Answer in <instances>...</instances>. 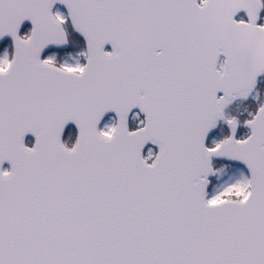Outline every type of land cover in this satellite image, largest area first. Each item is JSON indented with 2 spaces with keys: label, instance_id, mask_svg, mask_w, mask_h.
Masks as SVG:
<instances>
[{
  "label": "snow or ice",
  "instance_id": "1",
  "mask_svg": "<svg viewBox=\"0 0 264 264\" xmlns=\"http://www.w3.org/2000/svg\"><path fill=\"white\" fill-rule=\"evenodd\" d=\"M262 11L264 0H0V38L14 43L0 58V264H264V103L242 138L225 111L264 74ZM69 22L86 62L42 58L69 43ZM108 112L116 122L98 128ZM220 121L232 134L209 146ZM149 143L159 150L143 156ZM213 158L249 176L209 195Z\"/></svg>",
  "mask_w": 264,
  "mask_h": 264
},
{
  "label": "rangeland",
  "instance_id": "2",
  "mask_svg": "<svg viewBox=\"0 0 264 264\" xmlns=\"http://www.w3.org/2000/svg\"><path fill=\"white\" fill-rule=\"evenodd\" d=\"M56 12H60L61 14L64 15V13L61 10H56ZM263 20H264V17H263ZM80 52H82V50L76 51L73 54L63 55V56H61L59 58H58V56L56 54H52V55L56 56L57 63H63L65 61H68V62L79 61L80 63H83L84 62V57L79 55ZM5 53H7L8 56H9L8 48H4L2 50V52L0 53V58H2L5 55ZM49 55H51V54H49ZM255 99H256V97L254 98V100ZM244 113L247 114V112H243V114ZM249 117L250 116L247 115L245 118H249ZM111 125H113L112 121H108L102 126V128H104L105 126H111ZM245 135H243L242 137H244ZM221 138H224L223 132H219V134L217 135V137L213 141H219ZM238 138H241V137L239 136ZM212 142L210 143V145H212ZM242 177H245V175H244V173L242 172L241 169H238V168H231L230 169V168H225V167L219 168L218 169V177H217V179H216V181L214 183V186L211 189L209 195L213 194L215 189L218 188L224 182H227V181L231 182V181L240 179Z\"/></svg>",
  "mask_w": 264,
  "mask_h": 264
},
{
  "label": "water",
  "instance_id": "3",
  "mask_svg": "<svg viewBox=\"0 0 264 264\" xmlns=\"http://www.w3.org/2000/svg\"><path fill=\"white\" fill-rule=\"evenodd\" d=\"M57 3H59V2H57ZM57 3H56V4H57ZM59 4H60V3H59ZM61 6L64 7V8L67 10V8H66L65 5L61 4ZM25 23H30V22L25 21ZM25 23H24V24H25ZM80 35H81V34H80ZM81 36H82V35H81ZM82 37H83V36H82ZM13 45H14V43H13ZM106 46H109V47L111 48V45H110V44H109V45H106ZM106 46H105V47H106ZM50 47H52V46H49V47L46 48L45 50L49 49ZM64 47H65V46H63L62 48H64ZM45 50H44V51H45ZM44 51H43V52H44ZM259 77H260V76H259ZM237 100H238V99H237ZM235 101H236V100H235ZM233 102H234V101H233ZM233 102H232V103H233ZM232 103H231V104H232ZM228 106H229V105H228ZM228 106H227V107H228ZM108 113H109V112H108ZM112 113H114V112H112ZM245 127H246V126H245ZM246 128H247V127H246ZM213 130H214V129H213ZM213 130L210 132V134L213 132ZM230 132H231V129H230ZM210 134H209V135H210ZM231 134H232V132H231ZM26 136H31V137H33V138L35 139V137H34L31 133H28ZM208 137H209V136H208ZM214 159H217V160H224V161L226 160V161H229V162H234L233 160H228V159H225V158H214ZM211 178H213V177H210V179H211Z\"/></svg>",
  "mask_w": 264,
  "mask_h": 264
}]
</instances>
